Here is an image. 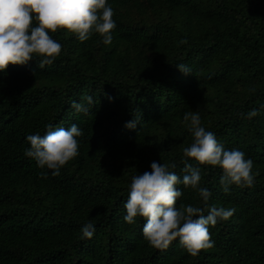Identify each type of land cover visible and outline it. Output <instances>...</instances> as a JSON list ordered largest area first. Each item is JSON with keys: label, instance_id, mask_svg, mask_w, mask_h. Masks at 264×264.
Wrapping results in <instances>:
<instances>
[{"label": "trees", "instance_id": "obj_1", "mask_svg": "<svg viewBox=\"0 0 264 264\" xmlns=\"http://www.w3.org/2000/svg\"><path fill=\"white\" fill-rule=\"evenodd\" d=\"M107 3L111 44L59 29L49 33L62 45L52 64L40 68L34 55L0 72V264H264V0ZM85 96L97 102L88 115L71 108ZM252 109L259 114L248 119ZM187 112L226 150L245 153L254 175L251 187L225 193L222 169L200 166L207 205L177 185V207L235 209L209 226L215 244L196 256L179 238L156 249L143 236L144 218L124 220L131 179L153 161L175 164L181 176L184 160L199 166L183 156L193 142ZM74 123L83 130L78 155L59 175L25 156L27 136ZM88 222L91 239L81 233Z\"/></svg>", "mask_w": 264, "mask_h": 264}, {"label": "clouds", "instance_id": "obj_2", "mask_svg": "<svg viewBox=\"0 0 264 264\" xmlns=\"http://www.w3.org/2000/svg\"><path fill=\"white\" fill-rule=\"evenodd\" d=\"M113 15L107 0H0V72L10 64L25 65L34 55L42 57L38 64L40 68L52 64L61 54L62 45L49 33L59 29L75 34L81 42L97 33L103 38V44H111L112 31L116 28ZM33 21L36 26H33ZM180 43L187 41L182 39ZM177 67L185 75L190 73L184 64ZM96 103L92 96H85L82 102L72 101L71 108L88 115ZM258 114L256 109H252L247 118L252 119ZM183 120L193 136L191 145L183 148V156L196 161L199 166L184 160V174L181 176L171 170L175 169V164L153 161L150 172L145 171L131 179L129 197L124 205V220L131 225L136 223L137 217L144 218L142 233L152 247L165 250L179 238L180 246L196 256L215 244L209 226L227 221L235 209L212 205L207 207L205 214V208L200 206L181 204L177 207V200L183 195L177 185L197 191L207 205L211 192L200 186V166L221 168L220 183L223 191L228 193L232 185H253V161L245 159V153L240 150H226L213 132L201 126L197 112L185 113ZM137 122L130 121L125 127L134 129ZM81 136L83 130L75 123L67 129L58 127L55 130L49 125L45 135L27 136L30 148L25 150V156L35 160L39 168L51 170L53 176L59 175L60 169L78 155L77 138ZM81 233L82 238L91 239L95 233L94 224L86 223Z\"/></svg>", "mask_w": 264, "mask_h": 264}]
</instances>
